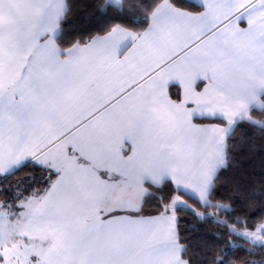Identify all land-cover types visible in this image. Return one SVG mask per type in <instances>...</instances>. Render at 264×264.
Instances as JSON below:
<instances>
[{
	"label": "snow or ice",
	"instance_id": "6c2138e0",
	"mask_svg": "<svg viewBox=\"0 0 264 264\" xmlns=\"http://www.w3.org/2000/svg\"><path fill=\"white\" fill-rule=\"evenodd\" d=\"M77 7L0 0V264H264V0Z\"/></svg>",
	"mask_w": 264,
	"mask_h": 264
},
{
	"label": "trees",
	"instance_id": "16d2710c",
	"mask_svg": "<svg viewBox=\"0 0 264 264\" xmlns=\"http://www.w3.org/2000/svg\"><path fill=\"white\" fill-rule=\"evenodd\" d=\"M96 2H98V0H75L77 5H84L85 7L83 9L77 7L73 17L70 18V31L77 27H91V24L85 19V17L94 12L92 5ZM69 38L71 39L72 37L70 36ZM247 135L252 139L249 141V144L242 145L239 151L233 153V165L227 172H225L226 177H232L238 181H245L250 180L252 175H256L258 177L259 174L264 171V167H262V160H264V138H261L259 134H255L254 129H248ZM252 142H254L256 146L254 151L250 150V144ZM27 175L28 173L24 172L17 177H13V179H19L20 176ZM255 190H260L259 185L256 186ZM187 219L192 224L196 223L191 217H188ZM196 227L199 231L188 233L190 242L194 248L197 247L204 239L211 240L212 237L210 234L217 230L218 226L209 221L198 224ZM225 239H227V237H225ZM237 243H240V241H237ZM249 259H253V257H249L244 254L243 259L240 260L238 264H244V262Z\"/></svg>",
	"mask_w": 264,
	"mask_h": 264
}]
</instances>
